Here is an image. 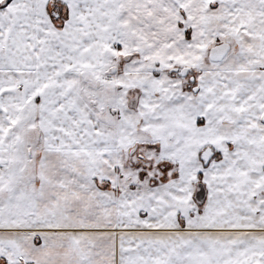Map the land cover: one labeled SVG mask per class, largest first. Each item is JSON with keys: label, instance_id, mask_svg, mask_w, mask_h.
Instances as JSON below:
<instances>
[{"label": "snow or ice", "instance_id": "6c2138e0", "mask_svg": "<svg viewBox=\"0 0 264 264\" xmlns=\"http://www.w3.org/2000/svg\"><path fill=\"white\" fill-rule=\"evenodd\" d=\"M0 264H264V0H0Z\"/></svg>", "mask_w": 264, "mask_h": 264}]
</instances>
